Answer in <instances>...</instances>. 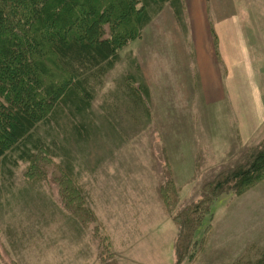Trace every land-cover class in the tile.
I'll use <instances>...</instances> for the list:
<instances>
[{"label":"rangeland","instance_id":"374dc122","mask_svg":"<svg viewBox=\"0 0 264 264\" xmlns=\"http://www.w3.org/2000/svg\"><path fill=\"white\" fill-rule=\"evenodd\" d=\"M224 15L241 23L251 73L241 88L242 129L230 102L213 98L221 95L225 77L218 56L209 65L198 59L210 46L202 30L206 21L219 28ZM138 51L144 54L138 70L150 91L151 120L145 115L143 124L140 112L132 119L124 106L118 109L116 131L71 146V180L61 166L54 168L64 164L62 158L12 167V178L0 189V264H174L175 226L158 194L164 157L186 204L196 199L203 178L263 140L264 0H180L178 19L166 6L141 39L119 51L120 61L104 77L92 105L98 125L108 115L102 103L115 83L125 73L139 77L127 59L130 54L137 63ZM62 203L89 208L95 222L84 228L82 212L76 219ZM203 225H210L203 250L184 264L254 259L264 247V182L240 196L218 197Z\"/></svg>","mask_w":264,"mask_h":264},{"label":"trees","instance_id":"16d2710c","mask_svg":"<svg viewBox=\"0 0 264 264\" xmlns=\"http://www.w3.org/2000/svg\"><path fill=\"white\" fill-rule=\"evenodd\" d=\"M166 6L178 19L180 0H0V189L12 178V167L33 166L41 157L64 159L54 168L58 172L61 166L63 177L71 180L66 159L71 146L88 142L97 132L116 131L112 122L123 106L132 119L140 112L143 124L145 115L151 120L150 91L130 54L128 64H134L139 77L125 73L115 83L108 102L103 100L108 115L99 125L92 105L104 77L120 61L119 51L141 39ZM161 169L158 194L175 226L174 264H184L203 250L210 226L203 223L214 200L224 194L240 196L264 182V138L203 178L196 199L186 204L180 202V188L165 157ZM63 208L76 219L82 212L84 228L95 220L87 207L64 203ZM94 230L101 256L102 238L96 226ZM238 264H264V247L254 259Z\"/></svg>","mask_w":264,"mask_h":264},{"label":"crops","instance_id":"0c3cea01","mask_svg":"<svg viewBox=\"0 0 264 264\" xmlns=\"http://www.w3.org/2000/svg\"><path fill=\"white\" fill-rule=\"evenodd\" d=\"M198 1L200 2L201 0ZM198 13L200 14V9ZM206 19L208 20V18ZM210 25H212L216 35L217 56L224 70L223 75H225V77L223 76L224 81H223V88H221V95L218 94L216 97L213 98L217 99L218 102L219 100L221 101L227 100L230 102L232 111L234 112L233 115H236L239 121L238 129H242L240 128L241 126L240 122H242V117H245L246 115L243 108L244 107L243 101L241 98V88L248 84L249 76L251 73L249 70L245 53L242 49L241 23L239 22L238 18L234 15H228V16L224 15L222 16V18L218 19L217 25L220 26L219 28L215 26L216 25L215 22L208 24V21H206V28L202 30L207 35L208 41L206 42H208L211 46V44L213 45V35L210 30L211 29ZM210 46L207 47L206 44L205 49L201 50L198 56L199 60H201L202 62L205 60V62L208 65L210 64L209 58L215 59L214 53L216 52L214 51L213 47L211 48ZM134 56L137 57L138 66L141 65V58L144 57V54L138 51V53L134 54ZM196 65L199 67L200 63H197ZM245 77H247V79ZM240 106L243 110L241 109L239 110ZM263 119L259 118L257 122L262 121Z\"/></svg>","mask_w":264,"mask_h":264}]
</instances>
